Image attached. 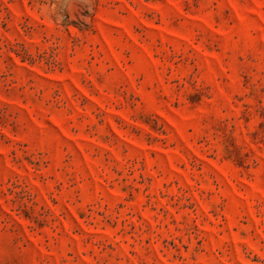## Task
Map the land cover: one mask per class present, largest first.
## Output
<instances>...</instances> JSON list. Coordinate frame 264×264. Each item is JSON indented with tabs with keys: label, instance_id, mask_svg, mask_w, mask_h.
<instances>
[{
	"label": "rangeland",
	"instance_id": "obj_1",
	"mask_svg": "<svg viewBox=\"0 0 264 264\" xmlns=\"http://www.w3.org/2000/svg\"><path fill=\"white\" fill-rule=\"evenodd\" d=\"M0 264H264V0H0Z\"/></svg>",
	"mask_w": 264,
	"mask_h": 264
},
{
	"label": "clouds",
	"instance_id": "obj_2",
	"mask_svg": "<svg viewBox=\"0 0 264 264\" xmlns=\"http://www.w3.org/2000/svg\"><path fill=\"white\" fill-rule=\"evenodd\" d=\"M57 2H60V0H57ZM62 2L67 6V8H69V6L72 5L77 8L87 9L89 11L93 6L94 0H62ZM41 14L45 16L51 15V13L47 8H45ZM84 19L85 21H87V18Z\"/></svg>",
	"mask_w": 264,
	"mask_h": 264
}]
</instances>
